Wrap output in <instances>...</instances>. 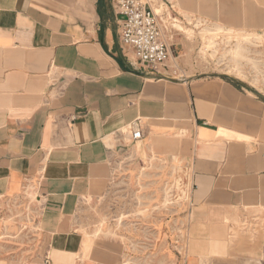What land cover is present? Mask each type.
I'll use <instances>...</instances> for the list:
<instances>
[{"label":"crops","instance_id":"crops-1","mask_svg":"<svg viewBox=\"0 0 264 264\" xmlns=\"http://www.w3.org/2000/svg\"><path fill=\"white\" fill-rule=\"evenodd\" d=\"M149 4L169 52L157 75L122 45L111 0H0V264H264V98L199 71L182 34L258 31L264 0ZM130 146L185 170L184 236L157 206L149 251L77 220Z\"/></svg>","mask_w":264,"mask_h":264},{"label":"rangeland","instance_id":"rangeland-1","mask_svg":"<svg viewBox=\"0 0 264 264\" xmlns=\"http://www.w3.org/2000/svg\"><path fill=\"white\" fill-rule=\"evenodd\" d=\"M189 24L187 28L182 26V34L193 45L192 60L199 71L230 73L228 76L243 81L264 98V26L251 32L193 20ZM176 28L180 30L179 25ZM128 149L124 157L113 163L103 194L81 200L77 210L81 232L123 243L130 241L133 245L138 241H149L153 245L152 226L156 222L153 213L156 209L157 216L162 218L173 236L178 230L177 236L183 238L186 225L181 219V211L186 195L182 191L183 183L179 186L175 182L185 172L181 161L164 160L154 154L148 157L143 150L133 146ZM171 165L176 166L172 171ZM9 223L16 227L15 222ZM144 225L148 227L146 233L135 232ZM143 254L131 256L143 257Z\"/></svg>","mask_w":264,"mask_h":264},{"label":"built area","instance_id":"built-area-1","mask_svg":"<svg viewBox=\"0 0 264 264\" xmlns=\"http://www.w3.org/2000/svg\"><path fill=\"white\" fill-rule=\"evenodd\" d=\"M111 1L120 19L122 45L131 50L142 69L151 75L159 74V71L165 67L169 52L162 23L157 13L151 8L149 0ZM128 131L132 142L141 139L139 121H134ZM136 245L138 248L146 247L149 251L152 243L138 241Z\"/></svg>","mask_w":264,"mask_h":264},{"label":"water","instance_id":"water-1","mask_svg":"<svg viewBox=\"0 0 264 264\" xmlns=\"http://www.w3.org/2000/svg\"><path fill=\"white\" fill-rule=\"evenodd\" d=\"M218 77H222V78H226L228 79L229 81L241 86L242 88L246 89L247 91H249L250 93L256 95V96H259V97H262L260 96L255 90H253L252 88H250L248 85H246L243 81H240L236 78H233L231 76H228L226 74H218L217 75Z\"/></svg>","mask_w":264,"mask_h":264},{"label":"bare ground","instance_id":"bare-ground-1","mask_svg":"<svg viewBox=\"0 0 264 264\" xmlns=\"http://www.w3.org/2000/svg\"><path fill=\"white\" fill-rule=\"evenodd\" d=\"M230 73H226V75H229Z\"/></svg>","mask_w":264,"mask_h":264}]
</instances>
